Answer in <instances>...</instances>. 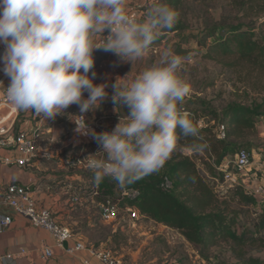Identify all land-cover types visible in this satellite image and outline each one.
<instances>
[{"label": "clouds", "instance_id": "9594fccd", "mask_svg": "<svg viewBox=\"0 0 264 264\" xmlns=\"http://www.w3.org/2000/svg\"><path fill=\"white\" fill-rule=\"evenodd\" d=\"M177 21V11L160 2L137 20L125 0H0V71L10 80L7 87L0 85L17 110L33 111L43 120L77 105L74 117L82 122L74 120V131L98 145L85 158L95 182L108 177L127 190L163 169L176 149L177 129L185 138L200 137L193 118L179 108L190 93L178 75L185 58L166 50L150 67L109 85L94 82L93 52L103 49L133 67ZM109 86L114 110L123 109L126 116L111 131L96 132L85 115L101 106ZM192 147L202 151L207 145Z\"/></svg>", "mask_w": 264, "mask_h": 264}, {"label": "trees", "instance_id": "16d2710c", "mask_svg": "<svg viewBox=\"0 0 264 264\" xmlns=\"http://www.w3.org/2000/svg\"><path fill=\"white\" fill-rule=\"evenodd\" d=\"M185 1L162 0V3L178 12ZM244 4L254 15L264 14V0H245ZM185 28V23L178 20L174 28L164 32L169 34ZM196 36L205 59L264 74V20L257 28L244 23L218 24ZM176 52L180 56L188 55L181 47ZM195 103L197 107H191ZM179 108L193 118L200 129V137L185 138L177 129V146L169 161L159 173L130 185L128 188L136 189L137 196L121 199V207H136L143 219L175 230L197 248L202 261L206 260L207 264L211 263L210 250L223 241L230 244L237 260L235 264H264V260L251 254L252 250L264 251V202H259L240 177L236 185L225 182L226 173L234 169L235 157L245 144L243 139L257 133L256 124L264 115V105L232 104L219 111L204 101L194 100L181 103ZM119 113V117L126 116L123 109H119ZM205 113L224 126V138L219 137L221 130L216 126L199 127L200 115ZM193 143H206L207 147L195 151ZM185 150L202 153L199 157L202 167ZM91 179L94 189H99V195L95 196L98 202L107 197H118L122 192L111 178L105 177L100 184L95 182L94 176ZM121 236L116 232L112 240L118 241ZM114 247L117 248V244Z\"/></svg>", "mask_w": 264, "mask_h": 264}, {"label": "rangeland", "instance_id": "374dc122", "mask_svg": "<svg viewBox=\"0 0 264 264\" xmlns=\"http://www.w3.org/2000/svg\"><path fill=\"white\" fill-rule=\"evenodd\" d=\"M244 1L186 0L177 12L178 20L185 23L186 28L183 31L170 32L169 34H165L163 31L146 52L144 58L135 62L133 67L131 64L120 63L113 53L98 49L100 54L93 57L94 68L91 70L97 74L94 82L97 84L107 82L111 85L117 77H123L130 71L132 74H136L158 62L166 50L180 56L177 54L176 49L181 47L183 50H187L188 55L181 56L185 59L178 70V75L190 87V93L183 102L192 103L194 100H201L219 111H223L232 104H242L250 107L258 104L264 105L263 73L251 71L247 68H230L217 61L205 59L202 56L204 50H199L196 40V35H200L201 31L218 24L244 23L248 27H259L264 20V14L254 15L244 4ZM155 2L162 3V0H133L130 5L132 9L139 12V20H142L145 18L148 7ZM91 71L89 75H91ZM106 91L109 95L101 106L86 114L97 125V132L111 131L120 119V113L115 111V106L112 105L113 90L111 86ZM84 96L87 97L86 92ZM197 105L196 103L191 104V107H197ZM73 111L74 114H78L79 108L77 105H71L66 109L67 113L71 112L72 114ZM200 118L210 126L221 127L219 121L213 120L207 113L200 115ZM212 121H215L216 124H213ZM69 126L67 125L66 130ZM256 129L257 133L243 139L245 144L242 149L251 154L252 165L239 177L248 188L260 183L259 181L264 177V173L261 171L264 162V115L259 117ZM67 132L65 131L62 134V138ZM96 151L98 150L93 145L85 150L88 155ZM72 152L77 154L79 150L73 149ZM185 152L193 155L194 159L201 163L199 157L203 155L202 153L195 154L188 150H185ZM53 154L55 157L60 156L57 150H53ZM200 166L202 167V163ZM77 170L86 177L91 178L93 176V172L89 169ZM231 171L234 172V169ZM203 172L205 173V170ZM116 193L119 194V192ZM258 208V206L254 207L255 210H258ZM98 212L97 208H93L89 214L96 224L95 230L91 233L92 237L97 241L102 240L97 244L101 245L106 242L105 238H108L109 234L112 233L114 224L119 226L118 229L125 225L129 230L125 234L127 241L121 243L123 244L121 250L119 245H117V248L108 242L104 245L106 247L109 245V248H113L115 252H122L120 255L124 254L129 264H179L180 262L182 264H207L206 260L205 262L202 261L197 248H194L175 230L143 218L133 222L129 215L124 212H120L118 220L104 223L102 220L99 221L100 214L98 216ZM118 231L120 232V230ZM92 245L97 247L95 244ZM126 246L129 247L128 252L125 250ZM129 252H137L133 261L127 257ZM251 254L264 260V251L252 250ZM209 256L211 258L210 264L237 263L236 258L232 255L230 244L225 241L213 247L209 252ZM129 257L131 258V256Z\"/></svg>", "mask_w": 264, "mask_h": 264}, {"label": "crops", "instance_id": "0c3cea01", "mask_svg": "<svg viewBox=\"0 0 264 264\" xmlns=\"http://www.w3.org/2000/svg\"><path fill=\"white\" fill-rule=\"evenodd\" d=\"M125 3L128 11H130L132 9L130 1H125ZM98 54L100 52L97 49L93 52V57ZM78 114H74V111L72 114L71 112L67 113L65 110L63 114L58 115L55 119L43 120L33 111L19 110L16 130L30 134L40 127L44 147L57 150L60 156L55 157L53 153V156L49 158L40 155L25 167L6 165L0 160V217L9 216L12 219V223L0 231V264H83L82 261L88 256L87 253L83 251L72 254L67 248L72 247L77 240H84L85 243L87 242L90 245H97L102 241L95 240L91 235L96 228V224L89 215L90 211L97 208L99 210L98 216L100 214L99 221L109 222L101 218L98 201L91 193L94 189L92 179L80 173L77 170L78 168L67 167L61 161V157L74 155L73 148L65 147L62 134L65 131L71 132L74 129L73 118ZM90 121L94 123V121ZM67 125L71 126L66 130ZM0 155L1 157L19 156L15 150H4L0 152ZM259 182L264 183V177ZM11 183L28 187L41 207L50 209L61 224L71 228L74 237L66 243L65 248L57 247L50 233L34 226L28 219L18 215L5 203V190L7 185ZM247 189L250 188L247 187ZM74 195L83 196L81 203H72ZM118 228L119 226L114 224L112 233L109 234L108 238H105V241L111 245H119L121 250L123 245L121 243L127 241L125 234L129 229L125 225H122L120 229ZM116 232L122 235L118 241L116 239L112 240ZM105 243L103 242L97 246L103 247ZM44 246L52 247L54 250L55 256L49 261L41 259L40 249ZM128 248V246L125 248L127 252L129 251ZM136 253H127L128 259L133 261ZM119 254H122V252ZM8 255H12V259H7ZM89 261L90 264H102L95 258H90Z\"/></svg>", "mask_w": 264, "mask_h": 264}, {"label": "built area", "instance_id": "2783aa9c", "mask_svg": "<svg viewBox=\"0 0 264 264\" xmlns=\"http://www.w3.org/2000/svg\"><path fill=\"white\" fill-rule=\"evenodd\" d=\"M133 1V0H125ZM129 13L135 17L137 20L140 19L139 12L136 9H131ZM4 45L0 44V55L3 54ZM3 65L0 63V69ZM0 81L3 85L7 87L10 80L4 75L3 71H0ZM0 85V152L1 151H12L18 152L19 156H2L0 155V160L6 165L25 167L32 161L43 155L44 157L53 156V149L46 148L43 145L42 133L40 132V127L34 130L32 133H27L24 131H17L16 124L19 117V110H17L7 99L5 95V88ZM79 115V114H78ZM77 116V115H76ZM74 120L78 123L82 122L81 117H74L73 124L74 129L76 124ZM204 121V124H203ZM213 124H216L215 121ZM85 123L92 129L96 126L92 123L85 115ZM199 127H206L209 124L205 123V120L199 119ZM74 129L64 135L65 147L79 149V152L74 155L64 156L61 158L63 165L78 169H89L87 166L86 157L88 154L85 152L86 148L93 145L98 150V145L91 136H81L77 134ZM219 137H225L224 126L220 127ZM97 132V131H96ZM251 154L245 150L241 149L235 157L234 161V172L228 171L225 175V182L232 186L239 183V176L242 175L246 170L250 168ZM90 170V169H89ZM261 171L264 173V162L262 163ZM166 186H169V182L166 181ZM251 193L259 199V202H264V183H258L250 188ZM137 191L134 188H128L127 190H122L118 197H107L106 199L99 201L98 205L101 212V218L106 222H111L118 220L120 212H124L129 215L130 219L135 222L143 218L141 213L136 207L125 206L121 207L120 201L124 197L135 198L137 196ZM93 197L99 195V189L96 187L94 189ZM83 199L82 195H74L72 197V203L79 204ZM5 203L11 207L18 215L28 219L34 226L43 229L51 234L55 241V245L59 248H65L68 241L73 239L74 234L70 227L61 224L57 218L54 216L52 211L47 208L41 207L32 192L28 187L11 183L7 185L4 195ZM12 223V219L9 216L0 217V231L8 227ZM67 250L76 254L85 251L87 253V258L82 261L83 264H90L89 259L95 258L102 264H129L124 256H121L113 249L108 247H95L93 245L87 244L82 240H77L72 247ZM41 259L44 261L51 260L55 254L52 247L44 246L40 249ZM7 259H12V255H8Z\"/></svg>", "mask_w": 264, "mask_h": 264}]
</instances>
